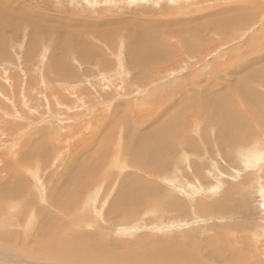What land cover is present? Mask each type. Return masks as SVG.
<instances>
[{"label": "rangeland", "instance_id": "rangeland-1", "mask_svg": "<svg viewBox=\"0 0 264 264\" xmlns=\"http://www.w3.org/2000/svg\"><path fill=\"white\" fill-rule=\"evenodd\" d=\"M121 1L0 0V203L3 204L0 206L4 212H0V215H9L3 219L4 223H0V233L10 232L14 235V244L28 247L35 231L42 225V217L36 212L37 208H41L48 210L51 233L53 232L44 238L43 244L55 239L67 241L77 235L82 236V240L88 241L89 245L97 244L101 250L109 244L114 252L126 253L128 248L139 247L140 242L148 237L154 238L155 243L157 240H179L183 245L178 246L192 252L199 251L201 259L207 264H229L228 259L236 260L238 256H244L239 264H254L259 261L264 264V159L257 162L256 168L246 167L247 159H253L250 153H264V137L259 132H264L261 128L264 126L249 117L246 113L248 110L244 109L247 108L244 101L236 93L241 87L246 91V88L253 89L260 97L257 100L259 106L256 103L253 105L255 108H264V84L253 81L255 75L249 73V69L246 75L244 63L241 62L252 51L250 38L255 36L254 39L258 37L260 41H264V0H254L255 8L251 10L252 13L256 14L259 10L257 13L263 14L258 26H252L247 31L233 30L234 36L231 35V38L237 39L230 45L220 43L223 38L219 29L223 28L226 19L242 13L240 10L232 11L236 1L231 4L229 0H200L205 1L204 4L191 5L195 10L202 7L206 9H203L204 12L197 10L200 12L198 15L190 14V11L187 13L185 8L192 1L187 0L182 2L186 7L181 8L179 15L174 16L171 14L177 8V0ZM160 7L164 9L160 10ZM106 9L108 13L104 11ZM145 11L147 14H144ZM152 12L153 14H149ZM172 17L177 18L179 24L171 20ZM189 17L190 20L194 17L193 22L197 25L194 38L199 41L200 50L192 58L179 52L182 48L177 38L179 36L181 42H184L190 36L189 26L183 24ZM139 19L146 21L148 25H154L158 20L170 23L167 26L169 31H165L168 35L163 30L157 36L166 45V52L163 53L165 61L155 52L152 55L144 53L145 44L135 47L129 44L127 30L134 26V20ZM147 23L144 24V29L148 26ZM226 29L229 31L228 27ZM171 30L178 36L173 32L175 37ZM68 34H72L73 38ZM65 36L66 41L63 39ZM160 36L164 38L161 39ZM166 36L168 40L165 39ZM149 40V44L159 47L155 37ZM121 41L124 43L120 50L122 55H112ZM239 45L232 52L233 55H227L231 47L237 48ZM262 46L264 47V42ZM89 49H93L92 53L96 55L92 56ZM132 49L137 56L147 60V64L143 62L137 69H132L125 57ZM157 51L160 52L159 49ZM253 51L255 54L256 49ZM107 54L109 55L105 56ZM208 54L210 55L205 59ZM196 55H199L198 60H195ZM93 57L99 58L95 61ZM234 63L242 65V71L240 68L234 69ZM106 65L109 67H105ZM262 65L264 63L252 64L255 68ZM212 71H215V75L211 74ZM68 74L73 75L71 77ZM262 81L264 82V78ZM181 85L186 86L187 92H184L186 88ZM212 98L218 101L216 108H227L223 114L224 122L236 120L233 127L235 130L231 131L234 142L229 143V138L226 143H221L220 140L225 138L224 135L220 136V126L217 122L208 125L203 111L194 113L178 105L185 104L186 108H209L211 105L205 100ZM169 122L174 124L173 128L165 135H159L163 152L157 154L155 161L138 159L135 153L142 143L140 138L149 140L156 129ZM216 124L218 126H214ZM252 133L258 134L254 137ZM187 139L195 140V147H188ZM41 143L48 149L42 146V151L36 153ZM8 146L13 147L11 152L7 150ZM11 153L13 161L8 163L11 165L10 171L4 173L1 163ZM23 156L28 162L25 163ZM134 159L137 161H133ZM86 160H90L88 168L83 164ZM116 160L125 165L123 173L119 172L122 168ZM19 164L24 167H18ZM127 176L129 178L126 179ZM5 178L9 185L5 183ZM172 178L179 183L171 184L174 185L171 187L167 180ZM13 179L16 180L15 186L19 191H10L12 194L7 196L3 191L10 187L9 182ZM130 179L135 183L144 179L147 183L156 184L164 194H174V201L169 203L170 206L165 201L150 203L147 209L151 214L138 212L141 205H130V209L120 205L116 215L124 214L126 217L115 219L109 210L114 204L124 203L128 198L129 187L132 186ZM60 192H63V204L68 211L62 205L58 207L53 204V199L59 197ZM229 192L231 193L228 194ZM228 195L233 196L227 200ZM10 198L15 201L11 199L9 202ZM223 198L226 200L223 201ZM215 204H221L222 208L230 206L231 211L235 210L228 213L216 209ZM69 207L71 208L68 209ZM129 228L132 231L127 230ZM54 232H58L59 237ZM180 239L188 242L184 241V244ZM34 241H39L38 236H35ZM193 241L199 245V250ZM11 245L0 243V248L35 264H63L60 261H42L16 249V245L13 248ZM15 259L13 257L14 262L19 260Z\"/></svg>", "mask_w": 264, "mask_h": 264}, {"label": "bare ground", "instance_id": "bare-ground-1", "mask_svg": "<svg viewBox=\"0 0 264 264\" xmlns=\"http://www.w3.org/2000/svg\"><path fill=\"white\" fill-rule=\"evenodd\" d=\"M5 1V0H4ZM9 1V0H8ZM75 1H77V2H79L78 0H75ZM108 0H106V2H107ZM148 1V0H147ZM149 1H151V0H149ZM152 1H154V0H152ZM151 1V2H152ZM157 1V0H156ZM160 1V0H159ZM163 1V0H162ZM161 1V2H162ZM169 1V0H168ZM174 1V0H173ZM172 0H171V2H173ZM187 2V0H177L176 2H177V6H175V7H177L173 12H172V14H171V16H174V15H179V10L181 9V8H185L186 6H185V3H183L182 4V2ZM208 1V0H207ZM207 1H206V3H207ZM211 1H213V0H211ZM222 1H225V0H222ZM230 1V3L231 2H234V1H236L237 3L236 4H234L233 3V12L234 11H238V10H240L242 13L241 14H238V15H233V16H231V17H229L228 19H226L223 23V28L222 29H219V32H221V35H222V37L221 38H223V41L221 40L220 41V43H224V44H228V45H230V44H234V42H235V39H237V38H231V35H232V33H233V30H235V31H243V29H249L250 27H252V26H258L257 24H259L258 22H259V20L261 19V16L263 15V14H258L257 12L259 11H257L256 12V14H255V12L254 13H252V9H253V7H254V5L256 4L255 3V1L254 0H229ZM81 2H82V0H81ZM84 2V1H83ZM90 2V1H89ZM98 2H99V0H98ZM101 3H104V1L102 2V1H100ZM122 1L120 0V3H121ZM137 2H139V1H137ZM144 2V1H143ZM146 2V1H145ZM180 2V3H179ZM204 2L205 1H200V0H192L191 1V3L190 4H187V7L185 8L186 10H187V13H189V11H190V14H194V13H196V14H198V13H200V12H204L206 9L205 8H203L202 7V9H192L191 8V5H197V3H199V4H204ZM215 2V1H214ZM5 4V3H4ZM91 4V3H90ZM149 4H152V3H149ZM173 4V3H172ZM176 4V3H175ZM198 4V5H199ZM217 4V3H216ZM229 4V3H228ZM232 4V3H231ZM82 5H84V4H82ZM88 5H89V3H88ZM87 5V6H88ZM94 5H95V1H94ZM100 5V4H99ZM153 5V4H152ZM157 5H158V2H157ZM156 5V6H157ZM215 5V4H214ZM226 5V4H225ZM1 6V5H0ZM78 6V5H77ZM101 6V5H100ZM102 6H104L105 7V4H103ZM228 6V5H227ZM235 6V7H234ZM13 7H14V5H13ZM81 7V6H80ZM95 7V6H94ZM108 7V6H107ZM153 7V6H152ZM164 7V6H163ZM193 7V6H192ZM195 7V6H194ZM201 7V6H200ZM222 7V6H221ZM264 7V6H263ZM79 8V7H78ZM121 9H123L122 7H120ZM138 8V7H137ZM142 8V7H141ZM144 8V7H143ZM161 8L162 7H160V10H161ZM165 8V7H164ZM164 8H162V9H164ZM169 8V7H168ZM168 8H166L167 10H169ZM218 8V7H217ZM255 8V7H254ZM84 9V8H83ZM95 9H96V7H95ZM165 9V10H166ZM171 9V8H170ZM172 9H174V7L172 8ZM203 9H205V10H203ZM216 9V8H215ZM263 9V8H262ZM100 10H102V12H103V9H100ZM113 10V9H112ZM141 10V9H140ZM146 10V9H145ZM148 10V9H147ZM152 10H154V9H152ZM166 10V11H167ZM197 10H199L200 12H198ZM209 10V9H208ZM104 11H106L107 12V9L106 10H104ZM108 11H110V10H108ZM123 11L125 12V9H123ZM135 11H137L138 12V10H135ZM155 11H157L156 9H155ZM214 11V10H213ZM254 11V10H253ZM261 11V10H260ZM74 12V11H73ZM84 12H87V11H84ZM105 12V13H106ZM136 12V13H137ZM142 12H143V10H142ZM158 12H159V10H158ZM165 12V11H164ZM168 12V11H167ZM171 12V11H170ZM81 12H79V14H80ZM83 13V12H82ZM96 13V12H95ZM108 13V12H107ZM106 13V14H107ZM113 13V12H112ZM114 13H117V12H114ZM119 13H120V11H119ZM146 13V11L144 12V14ZM169 13V12H168ZM186 13V14H187ZM65 14V13H64ZM71 14V13H70ZM74 14V13H73ZM79 14H78V16H79ZM89 14V13H88ZM101 14V13H100ZM104 14V13H103ZM147 14V13H146ZM149 14H153V12L152 13H149ZM156 14H158V13H156ZM156 14H154L155 16H156ZM159 14H161V11H160V13ZM158 14V15H159ZM163 14V13H162ZM170 14V13H169ZM168 14V15H169ZM254 14V15H253ZM81 15V14H80ZM91 15V14H90ZM105 15V14H104ZM103 15V16H104ZM125 15V14H124ZM166 15V14H165ZM168 15H166V16H168ZM188 15V14H187ZM199 15V14H198ZM250 15H251V17H250ZM253 15V16H252ZM64 16V15H63ZM73 16V15H72ZM98 16V15H97ZM100 16V15H99ZM109 16V15H108ZM163 16V15H162ZM165 16V17H166ZM194 16V15H193ZM101 17H102V15H101ZM110 17V16H109ZM150 17V16H149ZM196 17V16H195ZM64 18H65V16H64ZM68 18V17H67ZM73 18H75V16H73ZM77 18V17H76ZM99 18V17H98ZM125 18V17H124ZM137 18V17H136ZM146 18V17H145ZM166 18H168V17H166ZM174 17H172V19L171 20H175V21H177L176 23H178L179 24V22H178V20H177V18H174ZM190 18L191 17H189V20L187 21V22H184L183 24H185V25H188L189 26V30H190V36L188 37V39L186 40V41H184V42H181V40H180V38H179V36H178V34H176V32H174V31H172V34H173V32L178 36L177 38L179 39V44L181 45V50L179 51L180 53L181 52H183L186 56H189V57H193L194 55H195V52H199L200 50H199V47H198V43H199V41L198 40H195V38H194V32H195V30H196V24L193 22L194 20V17H193V19L192 20H190ZM104 19V18H103ZM103 19H101V20H103ZM109 20H110V18H108ZM152 19V18H151ZM153 19H154V17H153ZM101 20H99L100 22H102ZM66 21V20H65ZM77 21V20H76ZM75 21V22H76ZM81 21V20H80ZM83 21V20H82ZM81 21V22H82ZM91 21H93V20H91ZM91 21H90V23H91ZM98 21V22H99ZM111 21V20H110ZM151 21V20H150ZM154 21V20H153ZM74 22V23H75ZM81 22H80V25H81ZM97 22V23H98ZM99 22V24H101ZM129 22V21H128ZM134 22V26L133 27H131V28H129L128 26V36H130V38H132V40H130L129 39V37L127 36V40H129L130 41V45L131 46H133V47H135V46H138V45H141V44H145L144 45V49H143V52L144 53H147V52H149L150 53V55H152L153 54V52H155V54H158L159 56H161L162 57V60L163 61H165V58H164V56H163V53L164 52H166V45H164L159 39H158V33H161V31H163L164 30V32L166 31L167 32V30L169 31V28L167 27L170 23L169 22H161V21H157L154 25H151V24H149L148 25V23L146 22V21H140V19L139 20H134L133 21ZM155 22V21H154ZM106 23H108V22H106ZM147 23V27L144 29V24H146ZM150 23V22H149ZM153 23V22H152ZM130 24H131V22H130ZM256 24V25H255ZM67 25H69L68 23H67ZM96 25V24H95ZM104 24L102 23V26H103ZM88 26H89V24H88ZM107 26V25H106ZM98 27V26H97ZM149 27V28H148ZM229 28V31H228V29H226V28ZM260 28H261V26H259ZM127 29V28H126ZM155 29V30H154ZM133 30V31H132ZM226 30V31H225ZM257 30V29H256ZM228 31V32H227ZM247 31V30H246ZM112 32V31H111ZM166 32H165V34H166ZM260 32H261V30H260ZM92 33H93V28H92ZM108 33V32H107ZM257 33V32H256ZM262 33V32H261ZM260 33V34H261ZM132 35V37H131V35ZM164 33H163V35H165ZM170 34H171V32H170ZM175 34H173L175 37H176V35ZM234 34V33H233ZM264 34V33H263ZM69 35V37H72L73 38V36H72V34H68ZM166 35H168V34H166ZM232 36H234V35H232ZM152 37H155L156 38V40L158 41V45H159V47H157V46H155V44H149V42H150V40L149 39H151ZM161 37V36H160ZM170 37V36H169ZM254 37L255 36H253L252 38H250V40H249V44H250V50H252L251 52H249V53H247L246 54V56H248V57H246V56H244L245 58L242 60V57H240L241 58V62H243L244 64V67H245V69H246V71H245V74L247 75L248 73H247V70L249 69L250 71H249V73H252L253 75H255V77L253 78V81H261L263 84H264V82L262 81V79L264 78V65H262V66H258V67H253L252 66V64H261V63H264V51H262L263 49H264V47L262 46L263 45V42L264 41H260L259 39H258V37L257 38H255L254 39ZM100 38V37H99ZM104 38V37H103ZM107 38V37H106ZM162 38H164V36H162L161 37V39ZM168 37L166 36L165 37V39H167ZM172 38V37H171ZM64 39V41H66V36L63 38ZM96 39V38H95ZM101 39V38H100ZM113 39V38H112ZM116 39V38H115ZM170 39V38H169ZM238 39H239V37H238ZM254 39V40H253ZM99 40V39H98ZM103 40V39H102ZM110 40V39H109ZM147 40H149V41H147ZM168 40V39H167ZM167 40H166V42H167ZM104 41H105V39H104ZM163 41L165 42V40L163 39ZM174 41V40H173ZM177 41V40H176ZM258 41V42H257ZM101 42V41H100ZM103 44H104V42H102ZM167 43H169V42H167ZM171 43V42H170ZM93 44V43H92ZM111 44V43H110ZM122 44H124V43H122V41H121V44L118 46V48H114L115 49V51H113L112 52V55H117V56H120V55H122L121 53H120V50L122 49ZM173 44V42L171 43V45ZM176 44V43H175ZM236 44V43H235ZM243 44V43H242ZM61 45V44H60ZM112 45V44H111ZM243 45H246V44H243ZM70 46V45H69ZM85 46V45H84ZM88 46V45H87ZM96 47H97V45H95ZM90 47V46H89ZM108 47H110L111 48V46H108ZM113 47V46H112ZM169 47H172V46H169ZM201 47L204 49V47L201 45ZM240 47V45L237 47V48H232L231 47V49L227 52V55H230V54H232V52H234V51H236L238 48ZM82 48V47H81ZM86 48H88V47H86ZM91 48H93V47H91ZM78 49V48H77ZM94 49V48H93ZM93 49H92V51H93ZM96 49V48H95ZM94 49V50H95ZM98 49V48H97ZM160 50V52L159 51H157V50ZM168 49V48H167ZM224 49V48H223ZM256 49V53L254 54V51L253 50H255ZM90 50V49H89ZM113 50V49H112ZM185 50H187L186 52H185ZM87 51V50H86ZM91 51V50H90ZM92 51H91V53H92ZM96 52V51H95ZM101 52V51H100ZM173 52V51H172ZM85 53V52H84ZM183 53H181V54H183ZM81 55H82V53H80ZM87 54V53H86ZM93 54V53H92ZM102 54V53H101ZM148 54V53H147ZM234 54V53H233ZM232 54V55H233ZM80 55V56H81ZM90 55V54H89ZM96 55V53L95 54H93L92 56H95ZM109 54H107V55H105V56H108ZM210 54H208L207 55V57L205 58V59H207L208 58V56H209ZM125 56V55H124ZM255 56H257V57H255ZM126 58H128L127 60L129 61V64L127 63V60H126V63L129 65V66H131V68L132 69H137V67L140 65V64H142L143 62H145L146 64H147V60H145V59H143V58H141V56L139 57V56H137V54H136V51L134 50V49H132L131 51H129L128 52V54H127V56H125ZM145 57V56H144ZM198 57H199V55H196V58L197 59H195V60H198ZM71 58V57H70ZM82 58H83V55H82ZM90 58H91V56H90ZM90 58H88V60L87 61H89V59ZM97 58H99V57H95V59H94V57H93V59L96 61V59ZM102 58V57H101ZM100 58V59H101ZM108 58V57H107ZM239 58V59H240ZM78 59V58H77ZM109 60V59H108ZM152 60V59H151ZM81 61V60H80ZM85 61H86V59H85ZM84 61V62H85ZM93 61V60H92ZM92 61H91V64H92ZM123 62H125V61H123ZM235 62V61H234ZM238 63H239V61H237ZM80 63V62H79ZM88 63V62H87ZM100 63V62H99ZM148 63H149V61H148ZM157 63V62H156ZM197 63L199 64L200 63V61H197ZM252 63V64H251ZM89 64V63H88ZM97 64V63H96ZM96 64H95V66H96ZM104 64H105V62H104ZM111 64H112V62H111ZM120 64H122L121 62H120ZM146 64H145V66H146ZM235 64V63H234ZM240 64V63H239ZM85 65H87V64H85ZM90 65V64H89ZM94 65V64H93ZM101 65H102V62H101ZM113 65H116V64H113ZM118 65V64H117ZM158 65V64H157ZM108 65H106L105 67H107ZM126 66V65H125ZM129 66H128V68H129ZM150 66V65H149ZM98 67H100V66H98ZM98 67H96V68H98ZM109 67V66H108ZM116 67V66H115ZM115 67H113V68H115ZM118 67V66H117ZM241 67H242V65H234V69L235 68H240V70L242 71V69H241ZM260 67H262V69H259ZM69 68V67H68ZM94 68V67H93ZM111 68H112V66H111ZM125 68V67H124ZM163 68V67H162ZM70 69H71V67H70ZM236 69V70H237ZM74 70V69H73ZM73 70H71V72L73 71ZM105 70V69H104ZM111 70V69H110ZM113 70V69H112ZM97 71V70H96ZM99 71H100V69H99ZM102 71V70H101ZM129 71V70H128ZM127 71V72H128ZM216 71V70H215ZM214 71V72H215ZM234 71V70H233ZM68 72V71H67ZM70 72V73H71ZM89 72V71H88ZM93 72V71H92ZM92 72L90 73V74H92ZM98 72V71H97ZM107 72H108V69H107ZM122 72V71H121ZM131 72V71H130ZM144 72V71H143ZM214 72L212 71L211 72V74H214ZM239 72V71H238ZM238 72H236V73H238ZM244 72V71H243ZM85 73V72H84ZM104 73V72H103ZM159 73V72H158ZM205 73H209L210 74V72H205ZM241 73V72H240ZM87 74V73H86ZM100 74V73H99ZM208 74V75H209ZM68 75H70L71 77H72V75L73 74H68ZM93 75V74H92ZM91 75V76H92ZM95 75V74H94ZM215 75V74H214ZM65 76H66V73H65ZM75 76V75H74ZM84 76V75H83ZM242 76V75H241ZM59 77H60V74H59ZM68 77V76H67ZM70 77V78H71ZM63 78V77H62ZM61 78V79H62ZM142 78V77H141ZM73 79V78H72ZM143 79V78H142ZM141 79V80H142ZM199 79H201V78H199ZM198 79V80H199ZM234 79V78H233ZM148 80V79H147ZM72 81V80H71ZM259 83V82H258ZM70 84V83H69ZM202 84V83H201ZM208 84V83H207ZM184 85V84H183ZM183 85H181L184 89L186 88V86H183ZM206 85V84H205ZM204 85V86H205ZM260 85V84H259ZM208 86H209V84H208ZM208 86H207V88H208ZM210 87V86H209ZM182 88V89H183ZM200 88V87H199ZM203 88V87H202ZM239 88V87H238ZM246 88V87H245ZM201 89V88H200ZM235 89H236V87H235ZM247 89V91L246 90H243V87H241L240 89H238V90H236V93L239 95V97L244 101V103H245V105H246V107L247 108H244L245 109V111H247L248 110V112H246L248 115H249V117L253 120V121H255V122H257V124H259V123H261L262 124V126H264V119L262 118V117H264V108H255V106L253 105V103H256V105H258L259 106V104H258V102H257V100H258V98H260L259 96H258V93L257 92H255L253 89H251V88H246ZM181 90V89H180ZM202 90V89H201ZM233 90V89H232ZM182 91V90H181ZM83 92V91H82ZM177 92H180V91H177ZM184 92H187V88L185 89V91ZM80 94H81V92H80ZM83 94V93H82ZM261 94V93H260ZM83 96V95H82ZM84 97V96H83ZM255 97H257V99H254ZM255 100V101H254ZM254 101V102H253ZM259 101V100H258ZM262 101L264 102V99L262 98ZM87 102V101H86ZM89 102V101H88ZM205 102L206 103H208V104H210L209 106V108H189V107H187V108H189V109H187L186 108V105L185 104H178L179 106H182L181 108H184V110H190L191 112H194V113H197V112H204V115H205V118H206V120H207V123H208V125H210V124H212V123H216L217 122V124L220 126V136L221 135H224V138H225V140H220L221 141V143H226L227 141V139H229L228 141H229V143L230 142H234V139L231 137V131H234L235 129L233 128L234 127V125H236V120H234L233 122H231V123H227V122H224V117H223V114H224V110L225 109H227V108H216V104L218 103V101H217V99L216 98H212V99H210V100H205ZM241 102V101H240ZM263 102H262V104H263ZM92 103V102H91ZM192 103H194V102H192ZM62 104H64V103H62ZM186 104H188V102L186 103ZM181 108H178V109H181ZM211 108V109H210ZM243 109V110H244ZM197 118V117H196ZM200 118V117H199ZM204 118V117H203ZM179 119V118H178ZM216 120V121H215ZM194 123V122H193ZM197 123V122H196ZM214 125V126H218V125ZM173 123L172 122H169L168 124H166V125H164V126H162V127H160L159 129H156V131H154L153 133H152V136L150 137V139L149 140H144V138H140V140L142 141V143H141V145L139 146V148L136 150V153H135V156L138 158V159H148V160H151V161H155V158H156V156H157V154L159 153V152H163V150L161 149V147H160V142H159V135H165L166 133H167V131H170L172 128H173ZM212 126V125H211ZM210 126V127H211ZM248 126V125H247ZM208 127V126H207ZM214 128V127H213ZM261 128H263V130H264V127H261ZM197 129V128H196ZM216 130V129H215ZM259 132H262V136L264 137V132L263 131H259ZM0 134H1V130H0ZM257 134L258 133H252V135L254 136V137H256L257 136ZM40 135V134H39ZM44 135V134H43ZM45 135H46V132H45ZM44 135V136H45ZM48 135V134H47ZM43 137V136H42ZM253 137V138H254ZM209 138V137H208ZM211 139V138H210ZM214 140V139H213ZM244 140V139H243ZM202 141V140H201ZM40 142V141H39ZM204 142V141H203ZM217 142V141H216ZM24 143H25V141H24ZM44 143V142H43ZM43 143H41L42 145H40V148H38L37 147V144H36V148H38V150L36 151V153H40L41 151H42V146H43ZM49 143V142H48ZM178 143V142H177ZM195 140H191V139H187V142H186V145L188 146V147H190V146H193V147H195ZM4 144V143H3ZM21 144H23V143H21ZM45 144V143H44ZM79 144V143H78ZM90 144V143H89ZM88 144V145H89ZM256 144V143H255ZM5 145V144H4ZM85 145H87V144H85ZM205 145V144H204ZM215 145V144H214ZM5 146H7V145H5ZM45 146V145H44ZM43 146V147H44ZM246 146V145H245ZM2 147H4V146H2ZM1 147V148H2ZM23 147V146H22ZM27 147V146H26ZM30 147V146H29ZM28 147V148H29ZM87 147V146H86ZM203 147H205V146H203ZM226 147H228V146H226ZM231 147H232V145H231ZM27 148V149H28ZM45 148L46 149H48V147L47 146H45ZM207 148V147H206ZM209 148V147H208ZM217 148V147H216ZM223 148H225V147H223ZM31 149V148H30ZM88 149H89V147H88ZM183 149V148H182ZM186 149V148H185ZM193 149V148H192ZM218 149V148H217ZM227 149V148H226ZM7 150L9 151V152H11L12 150H13V147L12 146H10V148H9V146L7 147ZM21 150V149H20ZM187 150V149H186ZM191 150V149H190ZM214 150H216V149H214ZM222 150V149H221ZM225 150V149H224ZM184 151V150H183ZM205 151V150H204ZM209 151V150H208ZM227 151V150H226ZM81 152V151H80ZM95 152L97 153L98 151L97 150H95ZM94 152V154H96ZM164 152H165V150H164ZM215 152V151H214ZM220 152V151H219ZM94 154H92V155H94ZM98 154V153H97ZM185 154V153H184ZM101 155V154H100ZM264 153L262 152V151H258V154H256L255 152H253V153H250V157L251 158H253L252 160L251 159H247V161H248V163H247V165H246V167H248V168H256L257 166H258V163L257 162H259V160H262V159H264ZM94 156H96L97 157V155H94ZM186 156V155H185ZM13 154L11 153L10 155L9 154H7V157H6V160L5 161H2V163H1V165H2V167H3V169H4V173L5 172H8V171H10V169H9V166H11V165H9L8 163H11L12 161H13ZM33 158H34V154H33V156H32ZM102 157V156H101ZM242 157V156H241ZM23 158H24V160H25V163L26 162H28L27 160V158L25 157V156H23ZM37 158V157H36ZM103 158V157H102ZM91 159V158H90ZM106 159V158H105ZM100 161H101V159H99ZM99 160H97V162H99ZM103 160H104V158H103ZM90 160H86V161H83V164H86L87 165V168L89 167V162ZM108 161V160H107ZM133 161H137L136 159H134ZM188 161V160H187ZM115 162H117V163H119L120 164V168H122V169H120V171L119 172H121V173H123L124 171H125V165H123V163H120V162H118V160H116ZM114 162V163H115ZM30 163V162H29ZM104 163V162H103ZM99 164V163H98ZM107 164V163H106ZM239 164H240V162H239ZM242 164V163H241ZM100 165V164H99ZM19 166H23V165H21V164H19L18 165V167ZM245 166V165H244ZM24 167V166H23ZM116 167V166H115ZM87 168L86 169H84V171H82V173H84L86 170H87ZM119 170V169H118ZM245 170H247V168L245 169ZM251 170V169H250ZM15 172V171H14ZM97 172V171H96ZM146 172V171H145ZM97 173H99V172H97ZM147 173V172H146ZM34 174V173H33ZM36 174V173H35ZM148 174V173H147ZM261 174H263V173H261ZM140 175H142V172L140 171ZM150 175H153V174H150ZM241 175V174H240ZM70 176V175H69ZM68 176V177H69ZM247 176V175H246ZM71 177H72V175H71ZM259 177V176H258ZM262 177H263V175H262ZM127 178H129V176H127L126 177V179ZM10 179V178H9ZM22 179V178H21ZM21 179H19V181L21 180ZM259 179V178H258ZM243 180V179H242ZM18 181V180H17ZM22 181H23V179H22ZM21 181V184L23 183ZM76 181V180H75ZM130 181H132V186H130L129 187V189H130V194H129V196H128V198H126L125 200H124V203H122V202H118L117 204H114L113 205V207L109 210L110 211V215H113L114 217H115V219L116 218H118V217H122L123 219L126 217V215H124V214H121V215H116V212H118L119 210H120V205H123V206H125V207H127L128 209H130L128 206H130V205H141L140 206V208H139V211L138 212H141V211H145V212H148V213H150L149 211H148V209H147V207L150 205V203H153V202H155V203H158V202H162V201H165L166 203H168V205H169V203L170 202H172V201H174V198L171 196V194L170 193H167V194H164L163 192H162V188L161 187H158V186H156V184H152V183H147L144 179H142L141 181H139V182H137V183H135L133 180H131L130 179ZM165 181V180H164ZM15 182V183H14ZM167 182L170 184V186L172 187V186H174V185H171V184H178L179 182H178V180L177 179H175V178H172L170 181L169 180H167ZM5 183H7L6 182V178H5ZM4 183V184H5ZM10 187L8 186V187H6V189L3 191L4 192V194H6L7 196H10L12 193H13V191H15V192H17V190L19 191V189L17 188L16 189V187L17 186H15V185H17V182H16V180L14 181V179L13 180H11L10 182ZM14 183V184H13ZM24 183H25V181H24ZM66 183V182H65ZM7 185H9L8 183H7ZM15 186V187H14ZM85 186V185H84ZM19 187V186H18ZM40 187V186H39ZM217 187V186H216ZM263 189V188H262ZM214 191H215V189H213ZM12 193H11V192ZM230 191V190H229ZM27 192V191H26ZM217 192V191H216ZM242 192V191H241ZM71 193V192H70ZM231 192H229L228 194H230ZM216 194V193H215ZM232 194H233V192H232ZM57 195V194H56ZM183 195V194H182ZM62 196H63V192H60V198L59 197H57L56 199L54 198L53 200V204L55 205V206H61L62 205V208L64 209H66V207L67 206H65L64 204H63V202L65 201V198H62ZM231 196V195H230ZM229 195L226 197L227 198V200L229 199V198H232V196L230 197ZM223 197V196H222ZM263 198H264V195L262 196ZM12 199V200H11ZM70 199V198H69ZM13 201L14 200V198H10L9 199V202H11V201ZM224 200H226L225 198H223V201ZM231 200V199H230ZM15 201V200H14ZM181 201V200H180ZM178 203V202H177ZM231 203V202H230ZM7 204H9V203H7ZM28 204V203H27ZM173 204V203H172ZM174 204H175V202H174ZM173 204V205H174ZM217 204H219V203H217ZM228 204V203H227ZM227 204H226V206H227ZM245 204V203H244ZM0 205L2 206L3 204H1L0 203ZM53 205V206H54ZM172 205V206H173ZM204 205V204H203ZM216 205V204H215ZM221 205V204H220ZM220 205H216V209H219V210H222V211H225V212H230L231 211V208L232 207H226V208H222ZM1 206H0V210H2V208H1ZM170 206V205H169ZM233 206V205H232ZM15 207V206H14ZM200 207V206H199ZM204 207V206H203ZM202 207V208H203ZM234 207V206H233ZM235 207H238L237 205L235 206ZM57 208V207H56ZM71 207H69L68 209H70ZM171 208V207H170ZM212 208V207H211ZM54 210H56L55 208H53ZM215 209V210H216ZM67 210V209H66ZM212 210V209H211ZM215 210H214V214H215ZM234 210H235V208H234ZM234 210H232V211H234ZM50 211V210H49ZM57 211H59V209L57 210ZM68 211V210H67ZM200 211V210H199ZM231 211V212H232ZM0 212H3V210L2 211H0ZM9 212V211H8ZM41 217H42V225L38 228V230L37 231H35V236H38V238H39V241L37 242H35L34 241V238H35V236L34 237H32V240H31V243L28 245V247H19V246H17L16 244H14V235L12 234V233H7V234H4V233H0V243H3V244H5V245H8V244H12L11 246H12V248L13 247H15L14 245H16V247H18V248H16V249H18V250H20V251H24L23 253H29L31 256H33V257H35V258H37V259H40V260H45L46 262H48V261H60L61 263H63V264H207L204 260H202L201 259V257H200V255H201V253L199 252V254H198V252H192V251H190V250H188V249H186V248H184V247H182V246H178V245H183L182 243H179V240L177 241H172V242H165V241H162V240H157L156 242L157 243H155L154 242V238H148V237H145L144 238V241L142 240L140 243V246L139 247H134V248H128L127 250L128 251H126V253H123V252H120V253H116V252H114L113 250H112V248L110 247V245L109 244H107V245H105V244H103V246H104V249H100V247L99 246H97V244L96 245H89L88 244V241H86V240H82V236H75V238H74V236L72 237V238H70V239H68L67 241H61V240H58V239H55L54 241H45V244H43V242H44V238L45 237H48L49 235H50V233H51V226H50V224H51V221L49 220L50 218L48 217V210L46 209V210H42L41 208H37V211H36ZM60 212H61V210H60ZM200 212H202V211H200ZM4 213V212H3ZM37 213H36V215H37ZM64 213H66V212H64ZM128 213V212H127ZM141 213H143V212H141ZM206 213V212H205ZM11 214V213H10ZM115 214V215H114ZM151 214V213H150ZM214 214L212 213V215L214 216ZM218 215V214H217ZM239 215V214H238ZM68 216V215H67ZM227 216V215H226ZM231 216V215H230ZM5 217H9V215L8 214H5V216L3 217L2 215H0V223H4L3 222V219L5 218ZM11 217V216H10ZM39 217V216H38ZM56 217V216H55ZM54 217V218H55ZM165 217H166V215H165ZM169 217V216H168ZM210 217V216H209ZM233 217V216H232ZM20 218V217H19ZM59 218V217H58ZM170 218V217H169ZM86 219V218H85ZM220 219V218H219ZM230 219V218H229ZM239 219V218H238ZM11 219H9V222L8 223H10L11 221H10ZM31 220V219H30ZM13 221V220H12ZM20 223V222H19ZM81 225V224H80ZM170 225V224H169ZM4 227H5V225H3ZM2 226V227H3ZM95 225H93V227H94ZM178 226V225H177ZM176 226V227H177ZM180 226V225H179ZM55 227V226H54ZM54 227H53V229H54ZM96 227V226H95ZM1 228V227H0ZM6 228V227H5ZM96 228H98V227H96ZM105 228V227H104ZM107 228V227H106ZM105 228V229H106ZM153 228V227H152ZM155 228V227H154ZM171 228H174V227H169V229H171ZM228 228V227H227ZM82 229H84V228H82ZM133 229H135V227L133 228ZM55 230V229H54ZM87 230H89V229H87ZM127 230H131L132 231V229H127ZM154 230V229H153ZM158 230V229H157ZM156 230V231H157ZM163 230H164V228H163ZM56 231V230H55ZM86 231V230H85ZM104 231V230H103ZM159 231V230H158ZM157 231V232H158ZM37 232V233H36ZM59 232V231H58ZM55 233L54 232V234H58V237H59V233ZM76 232V231H75ZM74 232V233H75ZM91 232V231H90ZM95 232V231H94ZM99 232H100V229H99ZM121 232V231H120ZM134 232H135V230H134ZM151 232H152V230H151ZM53 233V232H52ZM51 233V234H52ZM76 233H78V232H76ZM84 233V232H83ZM83 233H82V235H83ZM63 234V233H62ZM86 234V233H85ZM84 234V235H85ZM195 234V233H194ZM94 235H96L95 233H94ZM189 235V234H188ZM57 236V235H56ZM55 236V237H56ZM63 236V235H62ZM89 236V235H88ZM127 236V235H126ZM65 237V236H64ZM63 237V238H64ZM85 237V236H84ZM94 237V236H93ZM191 237V236H190ZM197 237H198V235H197ZM86 238V237H85ZM94 238H96V237H94ZM101 238V237H100ZM148 238V239H147ZM230 238V237H229ZM242 238V237H241ZM47 239H49V238H47ZM60 239V238H59ZM91 239V238H90ZM147 239V240H146ZM174 240L176 239V238H173ZM193 239H194V237H193ZM206 239V238H205ZM93 240V239H92ZM181 240V239H180ZM192 240V239H191ZM237 240V239H236ZM242 240H243V238H242ZM253 240V239H252ZM89 241H91V240H89ZM94 241H95V239H94ZM101 241V240H100ZM150 241H151V243H150ZM184 241H186V242H188L187 240H185L184 239ZM184 241H180V242H184ZM214 241V240H213ZM238 241V240H237ZM96 242V241H95ZM102 242H104V241H102ZM133 242V241H132ZM186 242H184V244H186ZM194 242V241H193ZM231 242V241H230ZM240 242V241H239ZM16 243V242H15ZM91 243V242H90ZM93 243V242H92ZM97 243V242H96ZM196 242H194V244H195ZM235 243L236 242H234V245H235ZM238 243V242H237ZM130 244V243H129ZM194 244H192V246L194 245ZM199 244V243H198ZM205 244V243H204ZM207 244V243H206ZM228 244V243H227ZM230 244H232V243H230ZM114 245V244H113ZM119 245V244H118ZM209 245V244H208ZM10 246V245H9ZM195 246H197L196 244H195ZM199 246V245H198ZM198 246H197V250H199L198 249ZM194 247V246H193ZM201 247V246H200ZM203 247H205V246H203ZM207 247V246H206ZM235 247H237V244H236V246ZM245 247V246H244ZM189 248H191V245H190V247ZM202 248V247H201ZM211 248H213V247H211ZM116 249H118V248H116ZM194 249V248H193ZM204 249H207V248H204ZM209 249V248H208ZM214 249V248H213ZM238 249V248H237ZM244 249V248H243ZM246 249V248H245ZM203 251V250H202ZM247 251V250H246ZM197 253V254H196ZM220 253H222V252H220ZM223 253H225L224 251H223ZM242 253V252H241ZM245 253H247V252H245ZM216 254V253H215ZM235 254V253H234ZM217 255V254H216ZM236 255V254H235ZM235 255H231L232 257H236ZM220 256H222V255H220ZM13 257L14 258H16V259H19L17 262H14L13 261ZM227 257V256H226ZM230 257V256H229ZM231 257V258H232ZM243 257L244 256H238V258H236V260H230V259H228V257H227V263H229V264H236V263H238L239 261H241V259H243ZM221 258V257H220ZM261 259V258H260ZM20 260H22V261H20ZM24 261V262H23ZM222 262H223V260H221ZM224 261H225V259H224ZM59 262V263H60ZM0 264H35V263H33V262H29L28 260H23L22 258H19V257H15V256H13V255H11V253L10 252H8L7 250H4V249H1L0 248ZM38 264H45V263H38ZM47 264V263H46ZM239 264V263H238ZM241 264V263H240ZM244 264H253V263H245L244 262ZM254 264H260V261L259 262H255Z\"/></svg>", "mask_w": 264, "mask_h": 264}]
</instances>
